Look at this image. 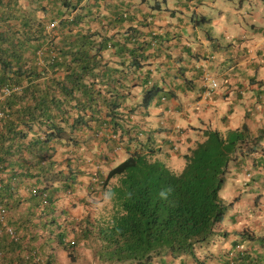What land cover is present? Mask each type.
<instances>
[{
	"label": "trees",
	"instance_id": "1",
	"mask_svg": "<svg viewBox=\"0 0 264 264\" xmlns=\"http://www.w3.org/2000/svg\"><path fill=\"white\" fill-rule=\"evenodd\" d=\"M128 15L125 0H0V264H59V248L70 264H203L199 249L224 236L232 203L221 191L232 167L264 149V129H205L175 168L178 148L156 144L134 118L175 92L153 75L159 37L125 26ZM92 140V165L58 158ZM119 150L126 157L114 164ZM82 176L76 200L93 206L102 191L109 214L73 216ZM263 256L239 250L227 264Z\"/></svg>",
	"mask_w": 264,
	"mask_h": 264
},
{
	"label": "crops",
	"instance_id": "2",
	"mask_svg": "<svg viewBox=\"0 0 264 264\" xmlns=\"http://www.w3.org/2000/svg\"><path fill=\"white\" fill-rule=\"evenodd\" d=\"M195 1L125 0L129 12L125 26H139L150 36L159 37L150 50L153 75L175 92L170 100L159 105L155 102L148 110L141 108L143 112L134 118L156 144L175 145L179 151L173 155L176 159L202 139L205 129L227 131L245 122L254 135L264 129V17L258 18L259 0H241V6L257 2L250 8L246 6L251 17L258 13L248 23L252 29L250 36L247 28L228 25L223 31L211 28L208 11L202 13ZM199 1L203 4L206 0ZM236 14L239 18V11ZM201 23L206 24L207 32H202ZM245 44L247 50L242 49ZM212 57L220 60L212 64ZM204 64H207L205 69ZM207 78L215 80L218 86L212 87ZM135 95L130 104L141 101L140 89L135 90ZM112 155L114 164L126 157L124 150ZM229 178L236 196L218 226L224 236L217 235L210 247H206L207 251L205 247L199 249L201 257L208 252L201 258L203 264H227L231 251L237 255V245L254 256L264 255V242L260 240L264 237V149L248 156L240 166L232 167ZM59 207L67 206L59 204ZM246 230L255 239L243 240L241 234ZM57 251L59 264L71 263L65 250ZM185 260L196 264L189 262L190 256L177 259L174 264H184Z\"/></svg>",
	"mask_w": 264,
	"mask_h": 264
},
{
	"label": "rangeland",
	"instance_id": "3",
	"mask_svg": "<svg viewBox=\"0 0 264 264\" xmlns=\"http://www.w3.org/2000/svg\"><path fill=\"white\" fill-rule=\"evenodd\" d=\"M199 0L195 1V4L198 5L201 8V12L205 13V11H208L206 13V16L211 20L210 27L215 29V30H220L223 31L225 26L228 25L230 27H234V28H247V29H251V26L248 24L250 23L254 18L257 16L254 15L253 17H251L249 15V13L247 11H251L250 9L248 10L247 8H250L251 5H255L257 4V2H254L253 4L247 3L243 4V6H241V0H206L203 4L200 3ZM260 2V9H259V19H262L264 17V1L263 0H259ZM247 6V8H246ZM236 11H239L240 13V17L238 18V14H236ZM202 15H199V18L201 19ZM235 18L232 22H228L226 20H231ZM240 18H242L240 20ZM245 18V19H244ZM204 25V26H203ZM260 26V25H259ZM201 28H202V32H207V26L206 24H202L201 23ZM252 30V29H251ZM250 31H248L247 35L250 36ZM247 46L246 44L242 46V49L247 50ZM244 53V52H242ZM220 57H212V64H214L215 61H219ZM207 67V64H204L203 68L205 69ZM212 73V72H210ZM243 124H246L243 123ZM249 126V125H248ZM211 129V128H210ZM261 131V130H260ZM259 131V133H260ZM70 152H74L73 154H69L66 151H63L61 153V156H59L58 158H73L75 160V162H78L79 164L82 165L83 168H85V166L90 163V165H92V158H93V154L94 153H98L99 148L97 147L96 142H94V140L90 141L89 143H86L84 145H82L81 148H74V147H70ZM60 159V160H62ZM176 159V158H175ZM178 162L173 163V166L175 168L180 169L182 164L181 162H179V159H176ZM101 168H103L104 172L107 173L108 172V166H104L101 165ZM232 178V176L230 177ZM230 178L227 180L225 187L222 189L221 191V196L222 198L225 200V202L230 203L231 201H233V199L236 196L235 191H232L233 189V183L232 180L230 181ZM81 181L83 183V185L81 184L80 186H78V188L76 189V195H75V200L76 201V206L75 208L72 209V214L73 216H76L78 218H82L85 217L88 212H92V216H98L100 215V213L103 211V209L105 208L106 210H104L107 214H109V211L111 209V201L109 199H106V196L104 195V193H102V191H100L99 193L95 194L96 196V201L97 204L93 205V206H85L84 204H82L81 202H79L80 198L76 200V198L80 197L82 194H84L86 192V188L85 185H88L89 182V178L88 176H82ZM101 190V189H99ZM59 204L61 206H68L69 204V197H62L61 200L59 201ZM251 218L255 219V215H252ZM254 223V222H251ZM220 231L225 232V229L220 227ZM73 239V236H71ZM89 243L87 242H81L79 244L78 247V251H79V255L81 256V259L84 258L85 261H90L92 254H93V250L89 247H87Z\"/></svg>",
	"mask_w": 264,
	"mask_h": 264
},
{
	"label": "built area",
	"instance_id": "4",
	"mask_svg": "<svg viewBox=\"0 0 264 264\" xmlns=\"http://www.w3.org/2000/svg\"><path fill=\"white\" fill-rule=\"evenodd\" d=\"M207 80H210L211 82V86L212 87H217L218 86V83L213 80V79H210V78H207ZM1 208V207H0ZM4 212V210L2 209L1 212H0V215ZM237 249L241 250L242 249V246H238ZM230 258L233 259V257L236 255L235 251H231L230 253ZM234 262L232 261L231 264H233Z\"/></svg>",
	"mask_w": 264,
	"mask_h": 264
},
{
	"label": "clouds",
	"instance_id": "5",
	"mask_svg": "<svg viewBox=\"0 0 264 264\" xmlns=\"http://www.w3.org/2000/svg\"><path fill=\"white\" fill-rule=\"evenodd\" d=\"M0 207H1V208H0V211H1L2 209L4 210V208H3L1 205H0ZM4 212H5V210H4ZM4 212H3V213H4ZM3 213H2V214H3ZM236 249H237V248H236ZM237 250L239 251V249H237ZM241 250H242V249H241ZM235 256H236V255H235ZM235 256H234V257H235ZM234 257H233V258H234ZM230 259H231V258H230Z\"/></svg>",
	"mask_w": 264,
	"mask_h": 264
}]
</instances>
